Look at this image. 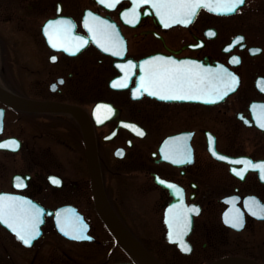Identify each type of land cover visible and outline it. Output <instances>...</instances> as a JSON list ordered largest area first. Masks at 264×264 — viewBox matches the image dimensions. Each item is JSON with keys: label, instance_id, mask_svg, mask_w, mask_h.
I'll use <instances>...</instances> for the list:
<instances>
[{"label": "flooded vegetation", "instance_id": "af4514ba", "mask_svg": "<svg viewBox=\"0 0 264 264\" xmlns=\"http://www.w3.org/2000/svg\"><path fill=\"white\" fill-rule=\"evenodd\" d=\"M133 3L0 0V92L29 101L0 96V193L47 210L29 245L0 221V264H151L139 246L157 264H264V216L254 214L264 204V178L239 159L264 161L257 122L264 117V0H243L232 12L201 7L187 24L166 23L151 3L125 19ZM88 12L115 26L122 56L93 38ZM61 16L87 43L72 40L73 51L53 46L44 28ZM149 57L190 62L197 71L222 65L239 80L220 99H165L152 94L159 88L138 89ZM213 87L204 82L176 95ZM178 141L190 160L174 150ZM237 210L239 228L227 222ZM178 211L188 214L190 251L169 236ZM77 218L82 233L61 230Z\"/></svg>", "mask_w": 264, "mask_h": 264}, {"label": "snow or ice", "instance_id": "6c2138e0", "mask_svg": "<svg viewBox=\"0 0 264 264\" xmlns=\"http://www.w3.org/2000/svg\"><path fill=\"white\" fill-rule=\"evenodd\" d=\"M101 3H106L108 7H115L117 0H100ZM141 3H151L156 9L157 15L161 20L171 23H175L177 19L182 23H190L195 17L198 10L201 7L209 8L216 12H232L236 10L237 6L243 3V0H218L217 3L208 2V0H134L133 8L126 10L124 16L128 19V12L131 11L135 17L136 8ZM89 17L92 21H89ZM130 23H135L133 18L129 20ZM85 26L92 33L93 38L97 43H100L102 47H106L109 52H114L118 56H122L123 44L122 38L119 36L115 26L102 17L96 16L92 12H88V15L84 19ZM74 24L68 17H58L55 20H49L45 25L44 31L48 34L49 41L56 48H67L68 51H73L72 47H69V43L72 40L80 41L79 47H82L84 43H87V37L82 35H73L72 29ZM103 39L106 43H101ZM243 39V37H240ZM107 45V46H106ZM78 50V48L76 49ZM56 59V57H52ZM156 61H162V63H156ZM147 65L145 69L146 75H141L138 89L151 90L156 87L161 91L152 92L153 95L162 96L165 99L169 98H181V99H199V100H213L220 99L222 95H226L228 91H231L238 83L239 78L235 73L230 72L222 65L217 69H202L200 71L194 68L188 67L190 62L175 61L174 58L168 57H149L143 62ZM129 66L133 64V61H128ZM121 68L124 65H120ZM120 80H126L127 76L119 77ZM204 82H213L214 87L212 89H199L201 94L198 95H176L179 91L186 90L187 87L202 84ZM116 84V81L112 82ZM124 86V85H118ZM165 92L172 93L171 95H165ZM134 95H140L141 92L134 89ZM255 110L256 105L253 104ZM264 107V106H262ZM261 127H264V117L257 121ZM141 134H143L141 130ZM14 144L18 145V141L11 138ZM174 150L184 155L185 159H191L190 152L187 151V146L183 142L178 141L174 145ZM215 152V149L213 148ZM220 155L219 153H215ZM171 159V157H169ZM224 159H230L225 156ZM241 161H247L245 164L246 171L248 168L258 169L261 177L264 178V161L253 162L247 157L239 158ZM234 172L243 176L244 171L233 168ZM55 183H59V179L56 177L51 178ZM167 183V181H165ZM19 186V185H18ZM173 187H176L173 185ZM259 210L255 211V215L264 216V204L258 205ZM197 206L193 205L190 211H197ZM249 210H252L251 208ZM41 209L38 205H33L24 197L17 196L12 193H0V220L5 224H8L13 231L20 235V238L25 244H31L34 236L39 234L38 223L41 214ZM60 217L58 216V220ZM69 227H65L61 224V230L65 231L68 235H75L76 233H82L84 226L79 222V218L76 220L66 221ZM174 222L176 228V234L170 232L169 236L181 243V247L184 251H190L191 246L183 241V235L188 227V214L187 212L178 211L174 214ZM228 223L233 224L235 227H242L240 221L239 211L232 219L227 220ZM173 221H170V224ZM79 238V237H78Z\"/></svg>", "mask_w": 264, "mask_h": 264}, {"label": "water", "instance_id": "95a60500", "mask_svg": "<svg viewBox=\"0 0 264 264\" xmlns=\"http://www.w3.org/2000/svg\"><path fill=\"white\" fill-rule=\"evenodd\" d=\"M236 88V86L232 89V90H234ZM231 90V91H232ZM230 91H228L227 93H229ZM0 96L6 101V102H8V103H16V104H20V105H25L27 102H29V101H27L26 99H24V98H21V97H17V96H12V95H7V94H4V93H1L0 92ZM39 104H48L49 102H47V103H43V102H38ZM58 107H61V108H70L71 106H69V105H66V104H56ZM1 120H0V124H2V117L0 118ZM258 125L260 126V124L258 123ZM261 127V126H260ZM261 128H263L264 129V127H261ZM33 205H38L39 206V208L42 210L41 211V214H40V218H39V223H38V229H39V234L38 235H36V236H34L33 237V239H32V242L34 241V239L35 238H37L39 235H40V233H41V224H42V222H43V219H44V216H43V213H44V211H47V210H44L43 209V207L40 205V204H38V203H36L35 201H32L31 202ZM105 206V208L107 209L106 211H107V213L109 214V215H111L112 216V218L113 219H115V221H117L118 219L116 218V216H115V213L112 211V209L109 207V205L107 204V205H104ZM49 213L51 212V211H48ZM2 221V220H1ZM80 221L83 223V220H82V216L80 215ZM3 222V221H2ZM118 222H119V220H118ZM4 223V222H3ZM120 223V222H119ZM5 224V223H4ZM5 225H7L8 227H9V225L8 224H5ZM11 230H12V228L11 227H9ZM13 231V230H12ZM15 232V231H14ZM17 235H18V237L20 238V235L17 233V232H15ZM131 236V235H130ZM83 237H86V236H84V235H82V236H79V238H83ZM29 245V244H28ZM140 248H141V250H143V252H144V254L147 256V258H148V260H149V262L151 263V264H157L156 262H154L153 260V258L151 257V256H149L147 253H146V251H145V249H143L142 248V246H139Z\"/></svg>", "mask_w": 264, "mask_h": 264}, {"label": "rangeland", "instance_id": "374dc122", "mask_svg": "<svg viewBox=\"0 0 264 264\" xmlns=\"http://www.w3.org/2000/svg\"><path fill=\"white\" fill-rule=\"evenodd\" d=\"M15 249H16V248L13 247V250H15ZM15 253H16V254L19 253V254L23 255L24 252H23L22 250H20V248H17V249L15 250ZM93 260H94V259H93ZM18 264H25V261L21 260V262H19Z\"/></svg>", "mask_w": 264, "mask_h": 264}]
</instances>
